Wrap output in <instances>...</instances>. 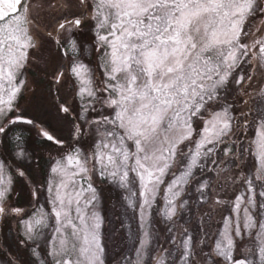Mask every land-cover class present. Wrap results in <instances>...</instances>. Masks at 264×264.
<instances>
[{
  "label": "snow or ice",
  "instance_id": "6c2138e0",
  "mask_svg": "<svg viewBox=\"0 0 264 264\" xmlns=\"http://www.w3.org/2000/svg\"><path fill=\"white\" fill-rule=\"evenodd\" d=\"M0 235V264H264V0H0Z\"/></svg>",
  "mask_w": 264,
  "mask_h": 264
},
{
  "label": "trees",
  "instance_id": "16d2710c",
  "mask_svg": "<svg viewBox=\"0 0 264 264\" xmlns=\"http://www.w3.org/2000/svg\"><path fill=\"white\" fill-rule=\"evenodd\" d=\"M118 196L115 191H112L108 186H105V200H104V205H103V211L106 215L107 214H112L111 217L113 220H115V213L113 212V205L117 204ZM5 232V230H4Z\"/></svg>",
  "mask_w": 264,
  "mask_h": 264
},
{
  "label": "flooded vegetation",
  "instance_id": "af4514ba",
  "mask_svg": "<svg viewBox=\"0 0 264 264\" xmlns=\"http://www.w3.org/2000/svg\"><path fill=\"white\" fill-rule=\"evenodd\" d=\"M4 230H5V233H6V232H7V229L4 228V229H3V232H4ZM9 238H11V234H9ZM0 239H2V235H0Z\"/></svg>",
  "mask_w": 264,
  "mask_h": 264
},
{
  "label": "rangeland",
  "instance_id": "374dc122",
  "mask_svg": "<svg viewBox=\"0 0 264 264\" xmlns=\"http://www.w3.org/2000/svg\"><path fill=\"white\" fill-rule=\"evenodd\" d=\"M117 200H118V199H117ZM117 200H116V201H117ZM117 207H118V205H117ZM106 216H109V217H111V216H112V214H107V213H106ZM111 218H114V216H113V217H111ZM113 221H115V220H113Z\"/></svg>",
  "mask_w": 264,
  "mask_h": 264
}]
</instances>
